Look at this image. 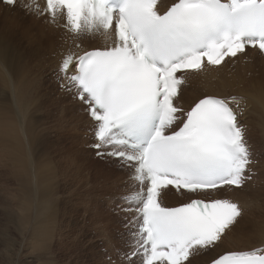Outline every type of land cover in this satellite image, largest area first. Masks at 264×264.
<instances>
[{
  "label": "snow or ice",
  "instance_id": "1",
  "mask_svg": "<svg viewBox=\"0 0 264 264\" xmlns=\"http://www.w3.org/2000/svg\"><path fill=\"white\" fill-rule=\"evenodd\" d=\"M0 3L58 27L62 18L74 42L105 40L67 51L56 72L93 122L97 156L129 170L121 264H190L218 248L242 215L238 203L193 198L167 207L162 197L172 189L199 196L251 179L237 97L205 95L188 110L177 100L186 74L222 66L248 48L264 54V0H172L163 12L158 0ZM211 264H264V246L226 250Z\"/></svg>",
  "mask_w": 264,
  "mask_h": 264
},
{
  "label": "rangeland",
  "instance_id": "2",
  "mask_svg": "<svg viewBox=\"0 0 264 264\" xmlns=\"http://www.w3.org/2000/svg\"><path fill=\"white\" fill-rule=\"evenodd\" d=\"M9 9L5 12L0 6V125L4 123L0 126V226L9 219L7 214L15 217L21 214L28 196L31 219L23 225L25 229L22 226L16 232L15 220L8 222L20 241V264H121L118 252L125 249V214L118 211L117 205L121 204V196L132 189L129 170L121 168L110 157L99 160L91 147V128L83 105H76L68 93H62L60 81L55 82L58 74L53 73L58 68L50 64V51L45 49L48 44L39 30L42 22L50 23L45 17L28 14L19 6ZM49 26L44 30L53 33L54 43L61 45L58 35L62 28ZM53 56L58 62L61 60L56 51ZM238 61L246 63L247 56ZM229 65L228 76L235 67ZM39 74H44V78ZM45 74H51L50 82L44 81ZM247 74L245 80L264 81L261 65ZM203 83L190 80L186 89L188 96L198 94V90L201 94L208 93ZM242 120L245 122L243 117ZM258 120L261 123V117L253 119L255 123ZM9 129L15 133L7 132ZM247 129L256 168L264 170V126L253 124ZM255 179L248 185L251 191L264 183V174L259 181ZM167 199L171 201L172 197ZM186 199L187 196L180 195L177 201ZM249 199L245 197L246 204L239 201L244 214L221 247L227 244L226 249L231 248L228 241L236 238L232 235L234 230L240 234L241 241L250 239L244 247L264 244V201L256 204ZM251 220L254 225L245 229ZM36 225L40 228L45 225L51 231V234L46 231L40 249L32 235ZM236 246L242 247L238 243Z\"/></svg>",
  "mask_w": 264,
  "mask_h": 264
},
{
  "label": "bare ground",
  "instance_id": "3",
  "mask_svg": "<svg viewBox=\"0 0 264 264\" xmlns=\"http://www.w3.org/2000/svg\"><path fill=\"white\" fill-rule=\"evenodd\" d=\"M169 2H172V0H160L159 1L160 4H164V5H167ZM36 3H38L42 8L45 6L41 0H36ZM0 6L3 8V11H5V12L7 9L11 8L10 6H5L3 4H0ZM58 23H59V25H61L59 27L62 28L61 33L58 35V37L62 41L61 45L54 43V34L53 33L46 32L44 30V28H50L49 25H52L53 27L54 26L58 27L56 24H52V23L46 24V23L42 22L40 25V29H39L40 31L43 32V34H42V36H44V37H42L44 39L43 41H45L48 44V45H45V49L48 52L50 51L49 52V54H50L49 60H51L50 64L51 63L54 64V66H56L57 68H58L61 60L58 62L57 59L54 58V56H53L54 51H56V54L60 55V57L62 59V56L64 54H66V52L69 50L80 51V50H84V49H91L93 47H103L105 45V40L101 35H96V36L86 37V38H78L74 42V40L72 38V34L67 32L62 27V25L64 23L62 18L58 17ZM63 39H64V41H63ZM81 40H85V42H83L84 46L80 45L81 46L80 49H77L75 47V44H77V43L80 44ZM71 46H74V48L71 49ZM52 56H53V58H51ZM240 56H247V62L244 63L242 61H238ZM240 56H238V58H235V60H237L238 63H236L235 67L232 68V70L233 69L234 70L232 71V73H230L231 74L230 76H228L227 75L228 72H226V69H227L228 65L230 64V62L228 61V62L224 63L222 66L217 67L210 74H208L206 76H200L201 78L198 77V78L193 79L195 81H198V80L203 81L204 82L203 84L207 85L206 91H208V93L201 94V90H198V94L189 97L188 94L186 93V89H188V87H187L185 89V92H182L180 97H179V100L182 102V104L184 106H186V105L189 106L195 99H197L198 97H201L203 95H207V94H216L219 96H232V95L234 96V94L235 95L237 94L236 97H237L238 105L244 106V113L242 114V117L245 120L244 123H246L247 126L249 125L250 127L253 124L261 126V123L264 126V81H261L259 78H252V79L249 78V79L245 80L246 79L245 75L249 74V73L247 74L248 71H250V73L252 71H255L257 65H261L264 67V60L262 58V57H264V54H259L254 50H248L247 49L246 54H242ZM40 66H43V64L42 65L40 64ZM44 67H47V63H45ZM26 74H28V73H26ZM1 75H3V74H1ZM39 75L44 78V74H39ZM50 75L51 74H45V80H44L45 82H47V81L50 82L49 81V79L51 77ZM31 81L33 82V80H31ZM192 84L193 83H191V85ZM33 85H34V83H33ZM39 86L40 85H39V81H38V87ZM234 86L238 87V88L236 90H234V88H233ZM3 96H2V98H3ZM74 101H75L76 105H81L79 100L75 99ZM257 110H259V114H257ZM258 116L261 117V123L259 120H258V123H255L253 121V119H258ZM250 117H251V120H250ZM89 123H91V125H93V122H91L90 120H89ZM3 124H1V125H3ZM6 125H8V124H6ZM6 128H9V126H6ZM11 129L7 130V132L8 131L11 132ZM5 131H6V129H5ZM5 131H4V133H5ZM12 133H15V132H11V134ZM257 168L255 165L254 170H255V174H257V176L254 175V179L256 178L255 180L259 181L258 178H260V179L263 178L264 170H258ZM25 181H27V180H25ZM248 185H250V182L245 187L242 186L241 189H234L233 188L235 192L234 191L232 192V196L235 199H237L238 201H241L242 204H244V203L246 204V202L244 201L245 197L250 198L249 200L251 203L258 204L259 202L264 201V183L262 185L260 184L258 188H255L252 191L249 189ZM25 187H27V186H25ZM221 192H226V191H225V189H221L220 193ZM167 194L168 195L171 194L170 196L172 197V199L170 201L172 203L168 204L170 206L179 205V204L184 202V201L183 202L177 201L178 199H180V195L187 196L188 198L192 196V195H188L184 192L175 193V192H172L171 190H169V191L164 192V194H163L164 199L168 198ZM217 196H219V195H217ZM29 198L27 196V200L24 201V203L22 204V208L20 209V210H22V211H20L21 214H19L17 217H15L14 215H12L10 213L7 214L9 216L10 222H13L15 220L13 228L16 232H18L20 230V228L25 223L27 224V222L31 219V217H30V215H31L30 214L31 202H30ZM20 207H21V204H20ZM263 208H264V206H263ZM23 212H25V213L23 214ZM9 219L7 220L6 223H4L3 225L0 226V235H1L0 264H20L18 261V257H19L18 253H19V248H20L18 246V244L20 241L13 234V231H12L13 229L8 224ZM253 223H254V220L249 221L246 224L245 229H249L252 225H254ZM25 226H23V229H25ZM46 231H47V228L45 225H43L41 228H40V226L36 225L35 230H34V234L32 233V235H34L35 245H37L39 249L42 246L43 236L46 234ZM47 232H50V234H51L50 230ZM232 235H235L236 238L232 239L230 237L231 240L228 241V243H229L228 245H230V247H231L230 249H228V248L226 249V246H227V244H226V245H224V247L219 246L218 248L210 251L208 254L203 255V256L200 252V253L196 254L192 259H190V264H204L205 262H208L209 260H211L213 257L218 255L219 253H222L226 250H239L240 247L236 248L237 243L239 245L240 244L242 245L241 248H243V249L247 248L244 246L247 245V243H250V239H247L245 241L244 240L241 241V239L238 238L240 234H238L236 230H234ZM259 245L260 244H257V245L251 246L250 248L256 247ZM21 264H27V263L24 262Z\"/></svg>",
  "mask_w": 264,
  "mask_h": 264
}]
</instances>
